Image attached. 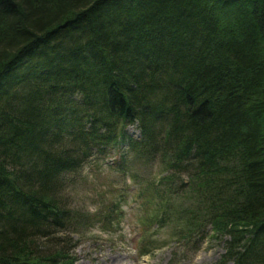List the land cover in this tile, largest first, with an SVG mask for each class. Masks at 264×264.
Wrapping results in <instances>:
<instances>
[{
	"label": "trees",
	"instance_id": "trees-1",
	"mask_svg": "<svg viewBox=\"0 0 264 264\" xmlns=\"http://www.w3.org/2000/svg\"><path fill=\"white\" fill-rule=\"evenodd\" d=\"M114 144L163 167L149 216L264 264V0H0V264H75L65 191Z\"/></svg>",
	"mask_w": 264,
	"mask_h": 264
},
{
	"label": "rangeland",
	"instance_id": "rangeland-1",
	"mask_svg": "<svg viewBox=\"0 0 264 264\" xmlns=\"http://www.w3.org/2000/svg\"><path fill=\"white\" fill-rule=\"evenodd\" d=\"M127 130L135 137L141 134L137 123ZM114 145L72 173L65 191L71 206L84 215L73 229L75 264H217L225 252L224 240L208 236L196 244L197 236L188 237L184 221L176 220L177 226L149 216L155 202H147L146 189L160 178L162 165L130 158L125 172L117 167L125 144ZM114 210L120 215L107 219Z\"/></svg>",
	"mask_w": 264,
	"mask_h": 264
}]
</instances>
